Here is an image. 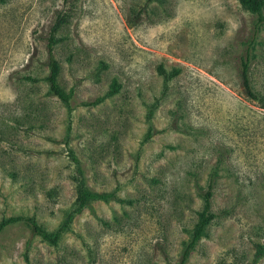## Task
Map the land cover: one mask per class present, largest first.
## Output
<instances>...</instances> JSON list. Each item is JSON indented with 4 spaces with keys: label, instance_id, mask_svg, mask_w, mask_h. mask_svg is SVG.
Wrapping results in <instances>:
<instances>
[{
    "label": "rangeland",
    "instance_id": "374dc122",
    "mask_svg": "<svg viewBox=\"0 0 264 264\" xmlns=\"http://www.w3.org/2000/svg\"><path fill=\"white\" fill-rule=\"evenodd\" d=\"M252 23L237 0H0V264H174L210 177L217 216L186 264H249L264 241V23L259 103L237 75ZM51 34L69 107L44 81ZM73 177L119 202L48 246L25 220L54 231Z\"/></svg>",
    "mask_w": 264,
    "mask_h": 264
},
{
    "label": "trees",
    "instance_id": "16d2710c",
    "mask_svg": "<svg viewBox=\"0 0 264 264\" xmlns=\"http://www.w3.org/2000/svg\"><path fill=\"white\" fill-rule=\"evenodd\" d=\"M238 4L250 15L253 16V23L251 26V31L248 39L245 43V50L241 57H239L238 63V78L240 80L243 93L246 97L256 103L260 102V97L258 94L254 93L250 86L249 80V63H250V48L254 42V38L259 26L264 23V0H237ZM58 27V23H55L52 27V33ZM56 40L53 38L52 34L47 38V60L46 68L47 73L44 78V81L47 86V92L51 96L55 97L62 104L69 107L70 96L66 93L58 84V64L52 58L51 47ZM161 72V70H159ZM164 75L163 73H161ZM115 91V90H113ZM112 93V91L110 92ZM95 101L84 102L82 105H93ZM263 106V104H259ZM213 175V174H212ZM73 191L74 199L71 204L70 209L65 213L63 221L58 225V227L52 231L47 232L32 220H25L28 222V226L32 234L39 236L48 246L56 247L61 236L70 231V222L71 219L84 209H90L91 205L95 201H102L108 203L109 201H118L114 193L108 194H98L90 191L85 186V183L81 177H73ZM213 187V180L210 177L208 179L206 190L204 192L198 193V196L201 200V211L197 213L196 222L193 224L192 228L187 231V237L185 241L182 242L179 258L174 264H186L187 259L190 253L194 250L197 242L206 235V230L209 223L217 216L216 214L210 211L211 206V189ZM21 218H11L9 221H19ZM22 220V219H21ZM253 258L249 264H255L259 259L264 256V241L262 243L253 244Z\"/></svg>",
    "mask_w": 264,
    "mask_h": 264
}]
</instances>
